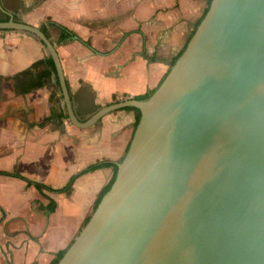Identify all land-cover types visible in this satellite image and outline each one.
Returning <instances> with one entry per match:
<instances>
[{"label": "water", "instance_id": "95a60500", "mask_svg": "<svg viewBox=\"0 0 264 264\" xmlns=\"http://www.w3.org/2000/svg\"><path fill=\"white\" fill-rule=\"evenodd\" d=\"M0 9V29L34 36L53 59L73 124L141 113L114 182L58 264H264V0H211L149 98L85 122L49 36Z\"/></svg>", "mask_w": 264, "mask_h": 264}, {"label": "crops", "instance_id": "0c3cea01", "mask_svg": "<svg viewBox=\"0 0 264 264\" xmlns=\"http://www.w3.org/2000/svg\"><path fill=\"white\" fill-rule=\"evenodd\" d=\"M209 0H0L15 20L47 29L59 54L77 118L154 91L183 52ZM6 15L0 9V21ZM75 36L60 42L61 30ZM86 42H89L88 45ZM34 36L0 29V264H51L92 215L113 167L80 175L71 193L54 189L99 162H120L137 111L122 108L82 128L68 116L58 78L49 73L29 93L10 78L47 59ZM38 71H51L42 64ZM128 96V97H124ZM51 200L56 202L49 211Z\"/></svg>", "mask_w": 264, "mask_h": 264}, {"label": "trees", "instance_id": "16d2710c", "mask_svg": "<svg viewBox=\"0 0 264 264\" xmlns=\"http://www.w3.org/2000/svg\"><path fill=\"white\" fill-rule=\"evenodd\" d=\"M210 2H211V0H209V2H208L207 8L205 10V13L207 12V10L209 8ZM205 13H204V15H205ZM8 19H9V17H6L3 21H7ZM201 19H200V21H201ZM200 21L197 23V26L200 23ZM48 23L50 25H54V26H57V27L60 28V30H61L60 42H66L68 39H70L71 37L75 36V34L72 31H70L69 29H67L66 27H63V26H61V25H59V24H57V23H55L53 21H49ZM42 30L44 32H47V29H46L45 26L42 28ZM195 30L192 32V35L194 34ZM86 43L88 45H90L89 42H86ZM177 58L174 60L173 64L175 63V61L177 60ZM42 64H46L49 67H51V71L50 72H47V71H38L39 67ZM51 72H54L56 74V68H55L53 59L49 57L47 59H43V60H40L38 62H35L30 68H28V69H26V70H24V71L16 74L15 76H13L10 79H12L14 81V87H15V91L17 93L26 94V93H29L30 91H32L33 89H36V88L41 87L43 85V82L45 81L46 78H48V75ZM152 93H153V91L147 92V93L142 94V95H137V96H134L132 98L135 99V100H146L147 98H149L151 96ZM124 97H128V96H124ZM136 111H137L138 114H137V120H136V123H135V127L137 126V124H138V122L140 120V116H141V113L138 110H136ZM106 166L113 167V175H112V178L109 181V183L103 188V190L99 194V197L97 199L96 205L94 207V210H95L96 207L98 206L100 200L102 199L103 195L110 189L112 183L115 180L116 173H117V168L118 167H117V164L114 163V162H104V161L96 162V163L88 166L87 168L81 170L77 174L73 175L71 177V179L69 180V182L64 187L59 188V189H54V188H51V187L46 186L44 184L35 183V182L30 181V180H27V179H25V180L27 181V184L28 185H34L41 192L43 190H48V191L54 192V193H67V194H69L72 191L73 183L75 182V180L80 175H82L84 173H87V172L94 171V170L99 169V168H102V167H106ZM0 173L1 174H5V175H12V176H16V177H19V178L24 179V177H22L21 175H19L17 172L9 173V172H1L0 171ZM55 208H56V202L54 200H51V203L48 206V210L49 211H54ZM94 210H93V212H94ZM90 217L87 219V221L85 222V224L88 222V220L90 219ZM65 252H66V250L59 251L58 254H57V256L51 262V264H58L59 260L63 257V255H64Z\"/></svg>", "mask_w": 264, "mask_h": 264}, {"label": "flooded vegetation", "instance_id": "af4514ba", "mask_svg": "<svg viewBox=\"0 0 264 264\" xmlns=\"http://www.w3.org/2000/svg\"><path fill=\"white\" fill-rule=\"evenodd\" d=\"M42 29V28H41ZM47 34V32H45ZM65 104V103H64Z\"/></svg>", "mask_w": 264, "mask_h": 264}]
</instances>
